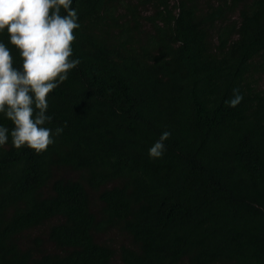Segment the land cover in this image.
I'll return each instance as SVG.
<instances>
[{"label":"trees","instance_id":"trees-1","mask_svg":"<svg viewBox=\"0 0 264 264\" xmlns=\"http://www.w3.org/2000/svg\"><path fill=\"white\" fill-rule=\"evenodd\" d=\"M71 7L54 142L15 149L0 113V264H264V0Z\"/></svg>","mask_w":264,"mask_h":264},{"label":"clouds","instance_id":"clouds-1","mask_svg":"<svg viewBox=\"0 0 264 264\" xmlns=\"http://www.w3.org/2000/svg\"><path fill=\"white\" fill-rule=\"evenodd\" d=\"M72 0H0V32L7 29L9 42L20 50L22 67L15 68L10 50L0 42V113L14 125L11 142L15 149L24 146L42 154L54 141L51 120L46 115L47 97L68 79L80 61L72 60L74 29L80 27ZM61 9L66 13L61 14ZM229 106L236 107L243 96L234 89ZM62 127L55 130L60 135ZM165 131L149 149V157L161 158ZM9 130L0 126V146L7 144Z\"/></svg>","mask_w":264,"mask_h":264}]
</instances>
